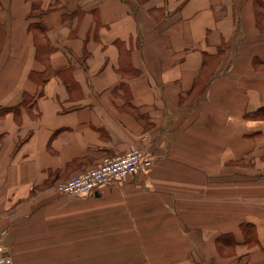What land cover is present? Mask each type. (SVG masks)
I'll return each mask as SVG.
<instances>
[{"label":"crops","instance_id":"obj_1","mask_svg":"<svg viewBox=\"0 0 264 264\" xmlns=\"http://www.w3.org/2000/svg\"><path fill=\"white\" fill-rule=\"evenodd\" d=\"M135 148L153 165L57 192ZM0 243L12 264H264V0H0Z\"/></svg>","mask_w":264,"mask_h":264},{"label":"built area","instance_id":"obj_2","mask_svg":"<svg viewBox=\"0 0 264 264\" xmlns=\"http://www.w3.org/2000/svg\"><path fill=\"white\" fill-rule=\"evenodd\" d=\"M153 165V157L143 149L135 148L123 155L110 157L102 163L72 176L57 185L59 194H89L97 192L101 187L110 185L119 179L136 175L144 167ZM0 264H12L9 249L0 243Z\"/></svg>","mask_w":264,"mask_h":264}]
</instances>
